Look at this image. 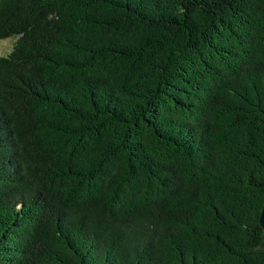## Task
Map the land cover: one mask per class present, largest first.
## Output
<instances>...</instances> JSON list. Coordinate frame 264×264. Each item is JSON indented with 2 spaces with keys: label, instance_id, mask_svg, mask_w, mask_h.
Wrapping results in <instances>:
<instances>
[{
  "label": "trees",
  "instance_id": "1",
  "mask_svg": "<svg viewBox=\"0 0 264 264\" xmlns=\"http://www.w3.org/2000/svg\"><path fill=\"white\" fill-rule=\"evenodd\" d=\"M0 264H264V0H0Z\"/></svg>",
  "mask_w": 264,
  "mask_h": 264
},
{
  "label": "water",
  "instance_id": "2",
  "mask_svg": "<svg viewBox=\"0 0 264 264\" xmlns=\"http://www.w3.org/2000/svg\"><path fill=\"white\" fill-rule=\"evenodd\" d=\"M259 224L262 229V236H261V241L258 244V248L264 249V196H263V203L259 215Z\"/></svg>",
  "mask_w": 264,
  "mask_h": 264
},
{
  "label": "rangeland",
  "instance_id": "3",
  "mask_svg": "<svg viewBox=\"0 0 264 264\" xmlns=\"http://www.w3.org/2000/svg\"><path fill=\"white\" fill-rule=\"evenodd\" d=\"M14 38L7 37L0 39V54L8 52L13 44Z\"/></svg>",
  "mask_w": 264,
  "mask_h": 264
}]
</instances>
